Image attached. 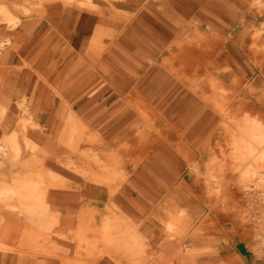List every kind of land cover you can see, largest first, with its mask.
<instances>
[{"label":"rangeland","instance_id":"obj_1","mask_svg":"<svg viewBox=\"0 0 264 264\" xmlns=\"http://www.w3.org/2000/svg\"><path fill=\"white\" fill-rule=\"evenodd\" d=\"M93 1L98 9H87L79 3L67 6L57 2L66 8L99 13L106 20V31L112 34L100 41L93 35L88 41L84 30L89 18L82 15L79 19L72 51L81 60V67L93 73L84 100L90 104H108L111 91L104 77L121 78L119 69L124 67L139 65L141 72L133 77V83L140 80L144 86L138 90L134 85L128 87L126 103L118 119L123 127L134 129L129 138L117 146L122 173L131 178L141 163L149 162L157 147L162 148L165 159L166 145L180 148L183 152L180 158L185 160L187 168L180 171L176 184H181L192 201L201 207L199 216L179 238L180 245L192 242L195 248L201 249L199 264H264V250L259 251L258 243V235L264 236V200L255 187L251 194L244 192L240 168L232 158L230 145L234 122H241L247 115L258 117L259 114L251 100L257 87L264 86V0H241L237 5L240 21L228 31L203 21L199 10L204 4L218 9L223 3L232 5L235 0ZM17 5L29 9L25 19L30 22L29 32H47L44 23L38 24L45 13L44 5L33 1H18ZM237 30H244L245 36L241 45L233 47ZM228 54H232L237 70H230L225 63L224 57ZM55 60L60 72L70 58L63 61L57 57ZM8 66L21 68L18 58L9 60ZM152 72L157 73L158 79L157 89L153 92L146 88ZM210 81L222 93L219 102L223 104L224 112L213 107V131L203 142V150L193 154L180 135L172 137L171 126L161 110L183 112L184 107L178 99L184 88L199 92L203 102L211 106L208 102L212 89ZM215 94L213 89V97ZM82 104L79 103L76 109L79 110ZM46 117L44 115V121ZM89 148L88 145L81 146V149ZM61 155L65 161L69 157L76 161V156L69 151H61ZM70 172L59 171L67 179L74 180L72 173L75 172ZM41 244L45 245L44 242ZM66 254L69 257V252ZM59 255L63 261L86 264L87 256L81 245L77 247L75 257ZM138 261L139 264H152L153 254L147 251Z\"/></svg>","mask_w":264,"mask_h":264},{"label":"bare ground","instance_id":"obj_2","mask_svg":"<svg viewBox=\"0 0 264 264\" xmlns=\"http://www.w3.org/2000/svg\"><path fill=\"white\" fill-rule=\"evenodd\" d=\"M18 1H33L45 7L62 2L67 6L79 3L87 9L99 8L93 0H0L1 264H45L36 259L57 257L61 253L57 238L81 245L86 256L91 258V264L106 256L118 264H139L138 259L148 251V239L138 233L136 225L122 213L114 200L119 187L124 184L132 186L134 182L122 173L117 149L129 138L131 129H120L117 120L108 124L104 131L103 128L96 130L91 124L93 119L86 120L73 110L71 100L76 98L86 80L81 76L70 84L67 80L70 62L57 72L55 49L50 44L38 54L20 55L21 68L8 66L10 50H26L23 18L29 9L17 5ZM240 2L235 0L232 5L223 3L218 9L204 4L202 18L207 21L216 19L218 22L213 23L229 30L240 21V8L237 6ZM111 36L105 28L98 26L94 39L100 41ZM236 36L234 47L241 45L245 31L237 30ZM228 59L231 58L226 57L225 61ZM209 85L216 91L215 96L208 100L211 109L214 107L224 112V106L219 102L222 93L213 81ZM112 88L119 98L126 92L125 86L118 82H114ZM13 111L16 114H12ZM44 115L47 116L45 121ZM234 124L230 145L232 158L240 168L242 188L247 195L254 187L259 189L264 200V122L259 117L247 115ZM82 145L90 148L81 149ZM63 150L75 155L76 161L70 157L65 161L61 155ZM182 154L180 148H176L168 155L178 169L183 165ZM160 159L163 155L156 154L150 160ZM59 171L68 174L74 171V180L89 184L88 191L93 196L101 197L107 193L111 203L106 207L108 214L102 222L95 220L98 211L87 204L86 207L81 206L76 230L65 235L57 233L61 225L57 204L65 205L71 212H75L77 204L76 197L69 191L71 180ZM131 177L135 181L145 179L143 171ZM169 216L164 229L177 246L172 256L162 252L153 255V259L161 263L168 256L173 263L195 264L202 250L195 248L192 242L179 243V238L195 220L193 213L175 204V210ZM258 237L262 253L264 236ZM65 261L66 264H77Z\"/></svg>","mask_w":264,"mask_h":264},{"label":"crops","instance_id":"obj_3","mask_svg":"<svg viewBox=\"0 0 264 264\" xmlns=\"http://www.w3.org/2000/svg\"><path fill=\"white\" fill-rule=\"evenodd\" d=\"M201 10L202 8L199 10V15L202 18ZM82 15H87L89 18L84 32L87 34L85 38H89L88 41H90V39L93 38V35L95 36V31L98 26L105 28L106 20L103 16H100L99 13L83 8L70 9L62 6V4L57 3L47 5L43 19L38 22V24L44 23L45 26L48 27L46 33L29 32L28 25L30 22H25V19L28 18L25 16L23 18V23L25 24L24 31L26 37L24 43L26 50H10L9 60L18 58L20 55L25 57L30 54H38L49 44L53 47V49H55V59L59 57L64 61L69 57L70 67L68 69L69 76L67 77V80L70 82V84L77 81V79H79L81 76L86 80V83L81 88L76 98L71 100V106L73 110L78 113V115L84 117L86 120L93 119L91 121L93 128L100 131L103 128L102 131H104V128L108 124L117 121L121 117L122 107L126 103V92L122 98H119L118 95L114 93L112 84L114 82L121 83L125 86L126 90H128V87H132L133 85L134 89L136 90L143 89L144 86L140 80L133 83V77L139 75L141 69L140 67L137 68L136 66L131 68L132 71H130L129 67L119 69V77L121 78L103 76L107 84V88H109L111 91V95L107 99V101L109 100L108 104H104L103 102L90 104L89 101H85V91L93 80V73L89 69L81 67V60H79L78 55H74V52L72 51L74 49L72 44L79 27V19ZM202 19L203 21L206 20L205 18ZM212 20L214 22H218L216 19L212 18ZM213 21L209 20L207 22H210V25L213 26L215 24ZM218 27L222 30H225L220 26ZM66 31L73 32L74 34L72 33L67 35L65 33ZM235 37H237L236 33ZM233 45H235V42ZM71 54L73 55L71 56ZM226 57L231 58L232 60L228 59V61H225ZM55 61L57 62V60ZM224 61L230 66V70L238 69L234 66L235 62L233 61L232 54L225 55ZM19 65H22L20 60ZM152 73L150 74L151 76H149V84L146 88L153 92L157 89L156 87L158 85V79L157 73ZM101 80L103 79L101 78ZM103 82L99 83L102 84ZM212 92L213 90L211 89L210 97L213 96ZM179 97V103L184 107L183 112L180 113L175 109L171 113H168L167 110L164 112L162 109L161 113L166 115L165 118L171 126V132H173L172 137L174 138V134L180 135L189 150L193 154H197L203 150V142L207 139L208 134L213 131V109H211L212 106L206 105L205 102H203V95H201L199 92L195 93L192 88H184L182 93L179 94ZM81 102H83V104L80 106V109H76L77 105ZM251 103L258 111V117L264 122V86L257 87V91L254 95H252ZM96 105L98 106L97 108H95ZM106 120L108 122H105L104 124L103 122ZM102 123L103 125L101 126ZM119 128L126 129L122 125H120ZM130 129L131 132L134 131L133 128ZM176 148L177 147L173 146L172 144L166 145V159L163 157V159L155 160L154 162L149 160V162L141 163L134 170L133 175H135L136 172L143 171L145 179L135 181V179H132L131 177L129 180L132 182L134 181L133 185L131 186L130 184H124L119 190L117 198L114 199L120 207L122 213L130 218L131 221L136 225L138 233L148 239V251H151L153 255H158L159 253L165 252L170 257L174 252L175 246H177V244H174L172 238H169L168 233L164 229L165 222H167L169 219L170 213L175 210V204L178 205V207L188 209L193 213L195 218H197L201 213L200 205L198 206L195 204V201H192L191 196H189V194L181 188L183 187L181 184H176L178 180L177 176H179L181 173L180 171L183 168H187V164L183 158L181 159L183 160V165L178 169L168 156L170 151L175 152ZM156 154L164 155L162 148L157 147L156 151L153 152L151 156L154 157ZM89 186V184L71 180V188L69 191L76 197L77 204L75 205V212L67 211V207L63 204H57V210L61 213V225L57 228V233L65 235L68 234L69 231L76 230L78 228L77 226L79 225L80 221L81 206L90 204V208L96 209L98 212L94 218L97 220V222H102L103 217L108 214V212L105 210L111 202L107 193L103 194L101 197L93 196L91 193H89L90 190L88 191ZM89 199L92 200L91 203L89 202ZM100 212H102V214ZM78 246V244L72 243L69 240L57 238V247L61 251V256L63 258L75 257V251L77 250ZM67 252H69V257H67ZM168 256L164 260L165 262L160 264H176V262L173 263L172 260H169L170 258ZM58 257H60V255H57V257L54 258H46L45 256H41L38 257L36 261L41 263L44 262L45 264H66V261H63V259H59ZM200 260L201 257L195 264H199ZM2 261V255H0V264ZM86 264H91V259L88 257H86ZM96 264L118 263L106 256L100 259ZM152 264L159 263H157L156 259H154Z\"/></svg>","mask_w":264,"mask_h":264}]
</instances>
